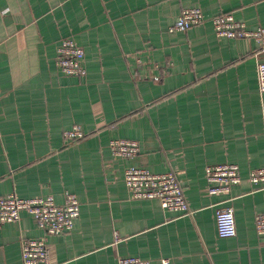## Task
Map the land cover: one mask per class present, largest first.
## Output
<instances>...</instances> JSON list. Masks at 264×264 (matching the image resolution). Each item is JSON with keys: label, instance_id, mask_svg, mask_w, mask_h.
Here are the masks:
<instances>
[{"label": "crops", "instance_id": "0c3cea01", "mask_svg": "<svg viewBox=\"0 0 264 264\" xmlns=\"http://www.w3.org/2000/svg\"><path fill=\"white\" fill-rule=\"evenodd\" d=\"M205 18L168 31L184 9ZM232 13L264 28V0H0V196L75 195L72 231L50 236L31 215L0 225V264H22L21 241L44 238L51 264H117L122 257L171 264H264V92L252 40L215 35L211 18ZM84 50L86 75L55 64L60 42ZM79 127L86 138L67 144ZM133 140L132 161L113 156L112 139ZM239 167L240 183L209 195L206 168ZM172 171L193 214L133 200L129 166ZM231 207L236 236L219 238L215 212ZM116 235L118 239H116Z\"/></svg>", "mask_w": 264, "mask_h": 264}, {"label": "built area", "instance_id": "2783aa9c", "mask_svg": "<svg viewBox=\"0 0 264 264\" xmlns=\"http://www.w3.org/2000/svg\"><path fill=\"white\" fill-rule=\"evenodd\" d=\"M205 22L203 13L196 8L184 9L168 29L170 33L186 32ZM215 35L223 39H244L254 41L258 48L255 56L264 53V28L248 29L246 25L234 18L232 13H222L211 18ZM84 50L72 39H63L57 49L55 64L62 74L82 78L86 75ZM257 77L260 92H264V61L257 63ZM67 144H73L86 138L79 127L63 133ZM109 150L117 158L132 161L139 154V144L133 140L112 139ZM206 181L209 195H223L240 183L239 167L224 163L206 168ZM124 184L133 200H152L160 202L161 207L179 216H190V209L176 174L168 171L155 174L143 167L129 166L124 171ZM249 181L255 186L264 188V167L254 169L249 174ZM26 212L35 221L37 227L46 235L59 236L72 231L80 213V203L71 193L65 195L61 204L55 203L52 197L22 199L15 194L0 196V225L15 223L20 214ZM216 231L219 238L236 236L234 212L231 207L218 208L215 212ZM255 231L264 237V213L254 220ZM116 239H118L116 235ZM22 264H51L44 238L24 239L21 241ZM117 264H171L168 259L158 261L144 260L138 257H122Z\"/></svg>", "mask_w": 264, "mask_h": 264}]
</instances>
